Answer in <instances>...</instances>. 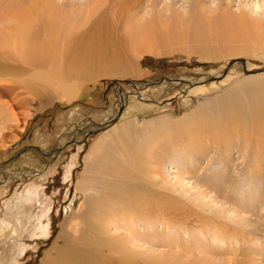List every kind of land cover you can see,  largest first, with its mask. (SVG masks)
<instances>
[{
    "label": "rangeland",
    "instance_id": "obj_1",
    "mask_svg": "<svg viewBox=\"0 0 264 264\" xmlns=\"http://www.w3.org/2000/svg\"><path fill=\"white\" fill-rule=\"evenodd\" d=\"M91 2L52 0L69 23L78 17L79 23L85 22L82 16ZM6 4L7 0H0V12ZM102 4L107 9L110 0ZM127 5L128 0L115 1L105 22L114 25L115 13L124 12ZM230 14L240 15L245 29L252 20L261 21L258 26L264 28V0H143L140 8L119 19V33L130 27L137 37L108 38L123 60L131 62L129 71L89 75L84 80L72 74L69 80L77 82V92L71 100L50 87L36 89V95L27 87L7 83L9 90L4 92V82L0 83V105L8 110L0 114V165L24 146L54 150L75 125L90 128L89 119L95 123L109 119L116 111V91L126 95L113 126L88 136L80 134L77 144L65 146L49 164L29 152L0 170V264H40L46 254L55 257L54 250L64 249L68 242L63 231L85 202V192L78 188L85 184L93 190L89 193L94 203L91 227L101 229L97 233L107 241L101 248L106 257L102 264H264V144L256 143L260 135L250 126L239 124L236 130L225 126L226 120L209 116L238 87L264 81V73L237 77L241 66L234 65L229 81L219 83L220 87L204 92L199 91L204 87L196 88V75L215 76L231 59L245 58L250 67L264 64V47L257 42L238 54L200 55L201 50L227 47L218 40L217 31L227 30L230 23L225 19ZM156 18L166 25L154 22ZM11 23L0 20V29ZM149 23L161 33L183 31L184 37L152 42L143 34ZM159 24L165 25V31ZM205 33L210 41L203 38ZM97 40L82 43L91 46ZM62 42L58 38L57 44ZM150 46L152 52H147ZM39 75L45 79L47 73ZM186 76L193 80L180 87L146 84ZM115 80L122 81L118 84L122 93L116 90ZM144 129L157 133L145 135ZM65 139L63 144L74 141L68 135ZM130 148L126 157L131 177H115L125 149ZM92 151L96 158L89 167ZM99 165L106 169L97 173ZM125 195L139 200L147 211L124 214L116 203ZM168 197L174 200L169 202L171 209L165 206L168 214L153 207V200ZM104 212H110V217L102 218ZM44 224L42 236L38 229ZM110 249L111 255L118 253L116 257L110 258Z\"/></svg>",
    "mask_w": 264,
    "mask_h": 264
},
{
    "label": "bare ground",
    "instance_id": "obj_2",
    "mask_svg": "<svg viewBox=\"0 0 264 264\" xmlns=\"http://www.w3.org/2000/svg\"><path fill=\"white\" fill-rule=\"evenodd\" d=\"M115 1L117 0H110V5L106 9L103 7V0H93V3H90L91 5H89L85 15L82 16V18H85V22L79 23L77 20L79 18L78 17L74 19L76 20L75 23H69L68 20L70 19L66 18L59 12V8L52 3V0H7L5 8H3L4 10L0 12V20L12 21L10 25H4L0 29V83L4 82V85L1 83L3 86L2 89L6 90L4 92L9 90V88L6 87L8 84H16L18 87H27L34 93H36V89L38 88L50 87L52 89H56V91L58 90L61 96L65 97L67 100H71L75 97L77 92V82L69 80L70 77L73 76L72 74L84 80L89 75H91V77L107 74L117 75L129 71V67H131L129 63L131 62L127 63L123 60L120 54H118L115 50L114 44L111 43L112 41L108 40V38L137 37L138 34L131 30L130 27H125V30H123L122 33H119V19L126 16L127 13L133 11L135 8H140L143 0H128V5L124 12L115 13L117 15V19L114 25H108L105 22V17ZM229 1L231 0H228V2ZM153 5L154 4L151 6L153 7ZM49 7L50 9L52 8L51 11L49 10ZM46 9L49 10L48 14L45 13ZM226 18L227 19H224L228 20V23H230L229 27H227V30H218V37H216L227 47L214 51L201 50L200 55L203 58H213L216 55L223 56L228 53L238 54L242 51L250 49L251 44L255 42H257L260 47H264V28H259L258 26L259 23L261 24V21L258 22L252 20V22H249L251 26H247L245 29L246 22L243 23V20H240V15L237 14L235 16L230 14V16H227ZM156 20L157 21L154 22L164 23L166 25L165 22L158 21V18H156ZM164 24H159V26H162V29L164 28L162 31H165ZM162 33L161 31L154 29L151 23L143 28V34H145V37L149 36L152 42L155 43L164 37H170L173 39H180L184 37L183 31L179 33H174V31H165L163 34ZM58 38H62L63 40L61 45L57 44ZM89 38H98V43L91 46H88V44H86L87 42L82 43V40L87 41ZM203 38L210 41V34L205 33ZM237 42H243L244 44H241L243 47H239L238 45H229V43L236 44ZM151 48L152 46L148 47L146 49L147 52H152ZM157 53L160 52L158 51ZM248 64V60H245L244 65L238 61L230 64L229 61L225 64L223 69H219V74L215 76H209L204 73L196 75L195 79L198 80L199 83L196 88L200 87L201 89V87H204V89L202 88V90H199L200 92H204L207 88V91H210L214 87H220L221 85L219 83L227 80V77L234 65L241 66L238 73L239 76L237 77H240L243 74L247 77H253L264 73L263 63L256 67L247 66ZM40 71L47 73L45 79L40 78ZM220 75L224 76L223 80L220 78ZM57 76L64 78L65 80L59 81L55 78ZM189 76L162 79L158 82H147L146 84H148L147 86L158 87H165L168 85H171L172 87L179 85L180 87V85L189 83V79H192ZM135 77L137 78V76ZM68 80L70 82H67ZM120 82L122 81L115 80L114 84L116 85V90L118 88L120 93H122L121 87L118 85ZM126 84L131 85L135 89L138 88L136 83L133 81ZM210 85H213V87L209 88ZM116 99V111L109 119L101 122V124H105L102 129L98 130L96 125L91 124V129L80 125L76 131L73 130L74 132H67L63 134L64 138L67 137V135L68 137H73V142L68 141L69 143L63 144V142H67V139H65V141L62 137L58 141L57 147L54 150L51 151L46 149L49 152L47 155L42 154L38 149L32 146L26 149L23 153L27 154L29 152H35L43 159H46V163L49 164L58 155V153L65 148V146L72 143L77 144L78 142L75 141V139L80 134L87 135L89 130H97L95 132L97 133L109 126H113L116 121L111 122V120L117 116L119 107L121 105L125 106L126 95H118L116 91ZM0 108V114H7V108L3 107V105H0ZM209 116L217 117L221 120L223 119L222 121L226 120L225 123L227 125L225 126L227 127H236L239 124H242L245 128L246 126H250L252 128L251 131L260 135L256 140V143L264 144V81H254L238 87L235 91L225 97L221 106H219V108H217V110ZM89 122L91 123L92 121L89 119ZM156 129H158V127H156ZM156 129H152V131L144 129L142 134L150 135L153 131L157 133ZM159 130L161 129L159 128ZM236 130H238L237 127ZM248 131L247 133H249ZM254 136L255 135H252L251 137L254 138ZM136 149H138V147ZM125 151L126 153H123L121 167H119L117 172L114 174L115 177H120L121 179L131 177L132 175L126 157L127 154L130 155L129 153L132 152V148L129 150L125 149ZM89 155V167H91L93 160L96 158L95 152L92 151ZM11 163L12 161L1 164L0 170L2 171L6 169L11 165ZM105 169L106 167L103 165H99V167L97 166L95 168L97 173L102 172ZM90 174L93 175L92 173ZM92 177L93 176H91V178ZM102 181L99 183H102ZM86 187V184L78 185V188L85 192L86 199L79 208V214H77L74 220L70 222L71 225L68 227L65 226V228H68V233L64 228L63 232L66 233L65 239L68 242L66 247L61 250H54L55 257H51L46 254L42 258L40 264H102V258L104 260L106 259L105 255H103V252L101 251V248L107 241L101 238V235L97 233V231H101V229L91 227L90 223V216L93 212L92 205H94V203L90 199L89 193L93 190ZM118 198L119 202L116 199V205L119 204L117 207L121 208L124 214L132 215V213H136L138 211L140 213H145L147 211L145 206L143 207L139 205V200H134L136 202L128 200L126 195ZM172 200L173 198L169 197L165 198L163 201L153 200V207L161 210L163 214H168V211H166L168 209H165V206H170L171 209V205L173 206V204L169 202H172ZM110 205L116 206L111 203ZM97 206L98 211L101 213V206ZM106 213L107 214H105V212L101 214V217L104 219L109 218L111 213ZM45 230L46 228L43 227L42 232L39 235L44 236ZM106 240H108V238H106ZM119 249L121 248L116 247L115 250L120 251ZM111 251L112 249L108 252L110 258L116 257L114 255L118 253L115 251L113 255H111ZM99 253L102 254V256H100Z\"/></svg>",
    "mask_w": 264,
    "mask_h": 264
},
{
    "label": "water",
    "instance_id": "obj_3",
    "mask_svg": "<svg viewBox=\"0 0 264 264\" xmlns=\"http://www.w3.org/2000/svg\"><path fill=\"white\" fill-rule=\"evenodd\" d=\"M241 62L243 65L245 64V58H236V59H231L230 60V64H232V63H234V62ZM252 73V72H251ZM125 82L126 83H131V80H125ZM123 107L124 106H120L119 107V111H118V113H117V116L115 117V118H113L112 120H111V122H113V121H116L117 119H118V117L120 116V114H121V112H122V110H123ZM81 124V123H80ZM80 124H78V125H75L74 126V128H73V130L74 131H76L79 127H80ZM91 125H96L97 127H98V130H100V129H102L104 126H105V124H101V123H95V122H91L90 123ZM97 130H89L87 133V135H89V134H93V133H95ZM84 136H86V135H84ZM29 147H31L30 145H28V146H24V147H22L19 151H17V152H15L13 155H11V157L7 160V161H5V162H9V161H13L14 159H16L21 153H23V152H25L26 151V149H28ZM36 149H38L42 154H44V155H47L49 152L46 150V149H42L41 147H39V146H34Z\"/></svg>",
    "mask_w": 264,
    "mask_h": 264
},
{
    "label": "flooded vegetation",
    "instance_id": "obj_4",
    "mask_svg": "<svg viewBox=\"0 0 264 264\" xmlns=\"http://www.w3.org/2000/svg\"><path fill=\"white\" fill-rule=\"evenodd\" d=\"M93 122V121H92ZM77 138H78V136H77ZM76 138V139H77ZM46 223V222H45ZM36 224H38V221L35 223V226H36ZM48 224V223H47ZM45 225V224H44ZM44 225H41V227H40V229H38L39 231H38V233L41 231V229L44 227V228H46V225L44 226ZM37 232V231H36ZM47 234H49V231H47Z\"/></svg>",
    "mask_w": 264,
    "mask_h": 264
}]
</instances>
